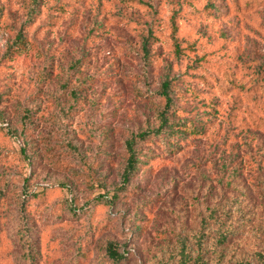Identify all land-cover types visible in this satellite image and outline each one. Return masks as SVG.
<instances>
[{"label": "rangeland", "instance_id": "1", "mask_svg": "<svg viewBox=\"0 0 264 264\" xmlns=\"http://www.w3.org/2000/svg\"><path fill=\"white\" fill-rule=\"evenodd\" d=\"M262 65L264 1L0 0V264H116L108 240L128 253L117 264H177L178 238L194 255L203 231L208 264H258ZM166 78L176 118L208 130L136 139L120 189L125 141L158 126ZM210 214L242 224L217 253Z\"/></svg>", "mask_w": 264, "mask_h": 264}, {"label": "trees", "instance_id": "2", "mask_svg": "<svg viewBox=\"0 0 264 264\" xmlns=\"http://www.w3.org/2000/svg\"><path fill=\"white\" fill-rule=\"evenodd\" d=\"M264 0H232L234 9L236 10H250L254 8L256 5L262 3ZM209 13L213 9V3H208V6L205 8ZM27 39L23 36L21 32L17 33L15 40L8 46L6 50L5 56L13 57L20 50H23L26 47ZM146 47V46H145ZM145 52H148L147 47L145 48ZM261 71V73H258ZM256 74H262L259 76V81L264 85V65L255 70ZM221 89V88H220ZM161 96L164 98V105L162 110L160 111L159 116V124L156 128L151 130H146L139 132L134 137H131L125 141V162L121 173V184L119 186L120 189L124 188V186L129 182L132 176L135 174L138 165L141 161V156L138 150L135 148V145L138 141H144L146 139L152 137H164L168 139L167 147L171 148L172 141L176 136L180 135H188V136H203L205 135L208 127L205 126V123H193L187 120H179L176 118V111H173L171 108L174 107L175 99L172 94L170 80L164 79L161 83ZM212 103V100L210 101ZM113 198V197H112ZM237 204V203H236ZM234 212H237L244 216V212L241 209L239 204L234 206ZM227 216L229 212L225 213ZM211 215V214H210ZM211 220L214 221L215 227L213 228V245L216 249V253L218 249H222L228 243L230 239L237 238L241 234V230L239 229L242 224H238L237 226L225 225L224 220L219 218H215L212 215L210 216ZM244 218V217H243ZM242 218V219H243ZM244 222V221H243ZM207 226V224H204ZM204 226V227H205ZM206 232H198L193 236L194 246L196 249V254H192L190 251V245L188 243V238L184 236H180L178 238V249H177V264H208L207 260L202 258L203 245L202 241H204ZM123 247L122 244L117 243L114 240H108L105 245V253L112 262L119 263L122 262L126 256L127 252L120 251V248ZM255 258L258 260V264H264V253L261 251H256L254 253ZM31 261H34V254L30 253L29 255ZM240 264H248L246 262Z\"/></svg>", "mask_w": 264, "mask_h": 264}]
</instances>
